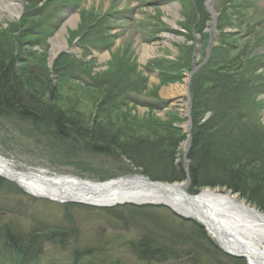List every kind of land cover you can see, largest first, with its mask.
<instances>
[{
	"label": "rangeland",
	"instance_id": "rangeland-1",
	"mask_svg": "<svg viewBox=\"0 0 264 264\" xmlns=\"http://www.w3.org/2000/svg\"><path fill=\"white\" fill-rule=\"evenodd\" d=\"M11 1L7 0L13 5ZM19 2L22 9L18 16H14L8 3L7 9L0 12L3 60L15 64L13 72L23 74L27 87L39 91L58 85L53 96L56 103L64 101L68 106L72 120L90 125L103 104L105 111L101 110V115L113 117L106 126L118 129L117 134L125 142L135 136L145 138L140 131L144 124L154 129L153 141L169 139L173 127L187 135L194 77L184 71L180 72V81L164 83L154 63L165 59L168 66L185 57L198 66L205 64L204 58L209 61L212 54L224 51L225 67L237 71V75L226 90H222V82L217 85L212 103L216 105L220 97L230 102L238 100L240 106L259 108L257 123L247 127L251 135L264 140V0H14L16 5ZM64 27L66 50L51 62V41ZM4 31L8 34H2ZM155 47L156 53L146 59L145 50ZM63 54L69 58L59 67L70 63L64 76L55 70ZM246 83L255 89L243 91ZM117 112L125 121L116 120ZM187 140L180 143L175 159V165L184 170L187 165L183 143ZM67 141L63 145L58 138L41 134L28 122L0 111V156L16 171H44L50 177H76L94 183L128 175L148 177L115 149L109 155L93 154L71 131ZM262 153L264 145L259 149ZM261 157L264 159V154ZM262 164L263 167V160ZM261 181L260 199L264 200V180ZM223 189L227 191L225 187L217 188ZM202 190L193 189L192 184L188 188L191 194ZM250 206L258 209L254 204ZM138 214L124 205L102 208L34 197L0 177V232L12 229L31 234L59 228L67 233L61 236L69 235L65 245L46 244L41 258L32 264H73L76 252L91 249H95L93 260L100 263L141 264L129 243L148 239L145 233L165 241L174 236L176 240L190 237V229L183 227L169 208L152 206ZM133 221L145 225L136 228ZM3 245L0 243L4 254H0V264L10 259ZM175 248L177 252L164 264H233L202 253L190 261L186 254L192 250V243L186 245L178 240ZM85 258V263L92 260Z\"/></svg>",
	"mask_w": 264,
	"mask_h": 264
},
{
	"label": "trees",
	"instance_id": "trees-1",
	"mask_svg": "<svg viewBox=\"0 0 264 264\" xmlns=\"http://www.w3.org/2000/svg\"><path fill=\"white\" fill-rule=\"evenodd\" d=\"M2 34L6 35L8 32L4 31ZM185 53L186 50H183L182 54L185 55ZM224 54V51L212 54L208 63L195 75L192 83L191 118L193 129L191 148L188 152L192 188L225 187L234 194H240L241 198L247 199L250 204H254L258 209L264 211V200L260 199L263 189L261 180H264V166H261L264 159L261 156L264 153L259 154L264 140L251 135L247 127L257 123L259 108L251 107V104L240 106L238 100L230 102L228 99L220 97L216 105L212 103L215 96L214 91L218 88L217 85L222 82L224 84L222 90H226L228 83L237 75V71H230L225 67L227 59L224 58ZM68 58L69 56L64 54L56 61L55 70L60 75H65L70 63L64 62L61 67L59 64ZM223 58L224 61H222ZM164 61L167 60L162 59L154 63V70L160 73L164 83L178 82L182 79L180 72L192 70V61L186 60L185 57L168 66ZM14 66L13 62L7 63L3 60V54L0 51V111L13 114L21 121L28 122L34 130L41 134L58 138V141L63 145H65V141L68 142L67 137L71 131L77 139L87 144V148L93 154L109 155L111 149H115V153L121 154L134 167L143 169V173L153 181L173 183L186 180V171L175 165L180 143L186 140V135H182L177 128L173 127L170 130L171 137L169 139L161 138L153 141L152 131L154 129L147 128V125L144 124L140 131L146 135L145 138L135 136L125 142L122 136L117 134L118 129H109L106 126L108 119L112 120L113 117L107 119L101 115L100 112L104 109L103 104L100 106V111L97 110L98 116L91 119L90 125L84 124L82 121H74L69 115L68 106H65L64 101L56 103V98L53 95L58 92V89L55 90L58 85L53 87L50 85L46 89L42 87V90L39 91L34 87H27L22 81L23 74L20 76L21 72H13ZM246 86L243 89L245 92H248L250 88L255 89L253 85L250 87L246 83ZM48 91L50 92L47 96L46 92ZM121 112H117L115 115H118L116 120L123 122L125 119L119 118ZM209 114L211 115L210 119L204 122ZM124 116L125 114H123ZM252 119L254 121L249 123ZM252 150L255 151L253 156L249 155ZM167 162L169 164L166 165ZM130 208H134L135 214L140 215L138 213L152 207L130 206ZM176 218L183 224V227L187 226L190 229V237L178 239L181 243L185 242L186 245L192 243V250L186 254L190 261L197 260V253H202L205 257L215 255L233 264H246L244 260L224 255L208 237L202 225L194 221ZM147 221L152 223L148 219ZM132 225L137 228V226L145 224L133 221ZM62 233H66V231L59 228H50L47 231L31 234L7 229L0 232V243H3L4 249L8 251L10 264H30L31 261L42 256L46 244L65 245L69 241V235L61 236ZM145 235L148 239L129 243V249L131 248V251L139 257L141 264H164L173 256L174 251L177 252L175 247L178 244V240H176L178 237H169L165 241L163 238L153 237L146 233ZM201 248L208 251H203ZM94 252L95 249L85 253L76 252L73 264H120L119 262L109 263L105 260L101 263L94 261ZM85 257H91L92 260L85 263L87 259Z\"/></svg>",
	"mask_w": 264,
	"mask_h": 264
},
{
	"label": "bare ground",
	"instance_id": "bare-ground-1",
	"mask_svg": "<svg viewBox=\"0 0 264 264\" xmlns=\"http://www.w3.org/2000/svg\"><path fill=\"white\" fill-rule=\"evenodd\" d=\"M7 3V0H1L0 12L7 9ZM11 4L13 5L9 4V7L13 9L14 16H18L22 9L21 2L16 5L13 0ZM66 32L67 29L64 27L52 39L51 62L66 50ZM155 53L156 47L150 51L145 50L144 56L147 59ZM185 130L188 137L189 124L186 125ZM188 147L189 140L183 143L185 153ZM0 172L8 175L30 194L60 203L81 200L96 206H114L123 203L163 204L200 223V220L206 222V219H210L211 222L206 223V230L213 238L223 237L227 241L226 247L235 253L253 255L258 258L260 264H264V212L249 206L225 189L207 188L198 196L187 199L184 195V192H187L186 183H179L177 188L160 187L145 183V179L140 177L94 183L71 177H50L43 171L20 176L2 157H0ZM251 264L258 263L251 261Z\"/></svg>",
	"mask_w": 264,
	"mask_h": 264
},
{
	"label": "water",
	"instance_id": "water-1",
	"mask_svg": "<svg viewBox=\"0 0 264 264\" xmlns=\"http://www.w3.org/2000/svg\"><path fill=\"white\" fill-rule=\"evenodd\" d=\"M193 75V74H192ZM191 75V76H192ZM190 128H192V121L190 120ZM17 175H20V176H22V175H25V174H22V173H16ZM0 176L1 177H4V178H6V179H8V180H10V181H14L13 179H11L8 175H5V174H3V173H1L0 172ZM133 177H138V176H130V177H126V178H133ZM188 178H187V185H189L190 184V179H189V176H187ZM140 178H142V179H145V183H148V184H150V185H153V186H160V187H178V185L177 184H173V185H170V184H163V183H154V182H152L150 179H148V178H146V177H144V176H140ZM142 184V183H141ZM184 195H185V197L186 198H190L186 193H184ZM73 203H82V201L80 200V201H72ZM200 220V219H199ZM201 221V223L203 224V225H205V227H206V223H210L211 222V220L210 219H206V222H204V221H202V220H200ZM216 239H217V242L219 243V247H220V249L225 253V254H227V255H229V256H231V257H236V258H239V259H243V260H246V261H253V262H256V263H258V264H260V262H259V260H258V258H256L255 256H253V255H248V254H245V253H240V254H238V253H235L234 251H232L230 248H228V247H226V240L225 239H223V237H221V236H219L218 238L216 237Z\"/></svg>",
	"mask_w": 264,
	"mask_h": 264
}]
</instances>
